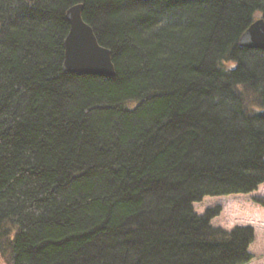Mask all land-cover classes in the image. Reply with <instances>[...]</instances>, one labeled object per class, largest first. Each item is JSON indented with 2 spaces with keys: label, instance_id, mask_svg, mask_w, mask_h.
<instances>
[{
  "label": "trees",
  "instance_id": "1",
  "mask_svg": "<svg viewBox=\"0 0 264 264\" xmlns=\"http://www.w3.org/2000/svg\"><path fill=\"white\" fill-rule=\"evenodd\" d=\"M78 3L113 76L63 68ZM258 18L264 0H0V264L250 262L253 228L194 204L264 181V48L239 44Z\"/></svg>",
  "mask_w": 264,
  "mask_h": 264
},
{
  "label": "water",
  "instance_id": "2",
  "mask_svg": "<svg viewBox=\"0 0 264 264\" xmlns=\"http://www.w3.org/2000/svg\"><path fill=\"white\" fill-rule=\"evenodd\" d=\"M70 31L65 40L63 68L67 72L115 75L111 50L102 46L93 28L83 18V4L71 6L67 11ZM239 44L264 48V18L255 20L242 34Z\"/></svg>",
  "mask_w": 264,
  "mask_h": 264
},
{
  "label": "rangeland",
  "instance_id": "3",
  "mask_svg": "<svg viewBox=\"0 0 264 264\" xmlns=\"http://www.w3.org/2000/svg\"><path fill=\"white\" fill-rule=\"evenodd\" d=\"M256 197H264V181L250 193L206 196L194 204L198 214L206 213L207 209L212 208L213 226L227 230L236 226L253 228L254 240L249 245L253 258L247 264H264V204L257 201Z\"/></svg>",
  "mask_w": 264,
  "mask_h": 264
}]
</instances>
